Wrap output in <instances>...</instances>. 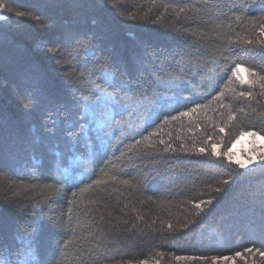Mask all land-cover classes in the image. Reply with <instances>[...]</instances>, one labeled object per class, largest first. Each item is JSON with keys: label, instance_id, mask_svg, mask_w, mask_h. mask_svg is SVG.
Returning a JSON list of instances; mask_svg holds the SVG:
<instances>
[{"label": "trees", "instance_id": "obj_1", "mask_svg": "<svg viewBox=\"0 0 264 264\" xmlns=\"http://www.w3.org/2000/svg\"><path fill=\"white\" fill-rule=\"evenodd\" d=\"M262 24L264 0H0V264H264V158L228 156L264 137Z\"/></svg>", "mask_w": 264, "mask_h": 264}, {"label": "snow or ice", "instance_id": "obj_2", "mask_svg": "<svg viewBox=\"0 0 264 264\" xmlns=\"http://www.w3.org/2000/svg\"><path fill=\"white\" fill-rule=\"evenodd\" d=\"M17 15H23V13L18 12ZM129 18H131V17H129ZM238 19H239V17H238ZM261 35H264V24L261 25ZM246 43L251 44L252 41L251 40H247ZM242 73H248L252 77H256L257 76V73L255 71H253V70H251L249 68H246L240 62H236L234 69H232V71H231V76L232 77H235V79L236 80H239L241 83H249V84L255 83V81L249 80L247 78L242 79V77H241V74ZM105 76H107L109 79L111 78V76H110V74L108 72L105 73ZM259 79L262 82V85H264V76L259 77ZM229 82H231V81H229ZM221 95H223V94L221 93ZM240 95L241 96L252 97L253 94L251 92H247L246 93V92H243L242 91V92H240ZM101 98H103L105 100H109V101L114 100V99H118V97H115L114 98L113 96L107 94L106 92H101L100 95L97 97V101H99ZM84 99L86 100L87 97H85ZM96 110H97L96 107H93V108L89 109L87 111V113H86V116L94 119L95 118V114H96ZM192 111H196V109L193 108ZM187 114H188L187 112L181 113V115H187ZM107 126H108L107 123H104V122L98 123V125H97L98 131H104ZM79 127H80V131L83 132L84 131V126L81 124ZM220 131H224V129L221 128ZM243 134L244 133H241V135H243ZM253 134L255 135V133H253ZM69 135L70 136L73 135V133L71 132V130L69 131ZM137 143H139V141H137ZM199 151L201 153H204L205 152V149L203 147H201L199 149ZM212 154L213 155H218V153L216 152V149H215V145H213ZM229 160L231 161V157H229ZM234 162L239 166L240 169L247 168L248 167V164L250 163V161H244V160H236ZM224 183L227 184V183H229V181L228 180H225ZM215 191L219 192V191H221V189L220 188H216ZM201 203H207V204L210 205L212 203V200L209 199L207 201H202ZM201 203H196L195 204V207L197 209L203 210L201 208ZM169 227H171V225H169ZM29 235H31V233H29ZM248 251H251V249H248ZM180 258L181 257H177V259H180ZM224 259H228V257H224ZM141 264H146V262H143L142 261Z\"/></svg>", "mask_w": 264, "mask_h": 264}, {"label": "rangeland", "instance_id": "obj_3", "mask_svg": "<svg viewBox=\"0 0 264 264\" xmlns=\"http://www.w3.org/2000/svg\"><path fill=\"white\" fill-rule=\"evenodd\" d=\"M228 156L231 157L232 162L250 161L247 168L253 166L258 158H264V137L251 132L239 136L229 147Z\"/></svg>", "mask_w": 264, "mask_h": 264}]
</instances>
